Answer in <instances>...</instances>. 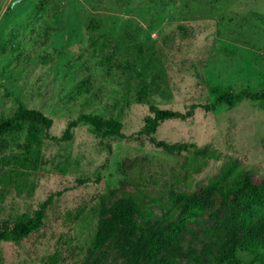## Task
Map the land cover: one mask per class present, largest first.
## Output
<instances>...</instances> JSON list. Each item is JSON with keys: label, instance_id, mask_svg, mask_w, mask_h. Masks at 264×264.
<instances>
[{"label": "rangeland", "instance_id": "rangeland-1", "mask_svg": "<svg viewBox=\"0 0 264 264\" xmlns=\"http://www.w3.org/2000/svg\"><path fill=\"white\" fill-rule=\"evenodd\" d=\"M212 87L264 91V0H0V122L18 98L53 119L49 130L24 122L0 138V228L63 193L38 232L0 243V264H124L95 232L102 206L125 194L140 200L142 224L172 214L169 232L186 251L211 245L232 225L235 198L216 193L196 211L177 210L170 191H193L230 167L264 178V102L230 107ZM150 104L200 107L146 135ZM83 114L120 121L124 137L102 139L81 123L71 141L46 138ZM199 151L218 158L191 174Z\"/></svg>", "mask_w": 264, "mask_h": 264}, {"label": "trees", "instance_id": "trees-1", "mask_svg": "<svg viewBox=\"0 0 264 264\" xmlns=\"http://www.w3.org/2000/svg\"><path fill=\"white\" fill-rule=\"evenodd\" d=\"M211 92L219 95V103H225L230 107L242 100L264 102V91L257 93L242 91L233 94L223 87H212ZM142 94L143 99L147 100L148 90L144 87ZM17 103L18 108L14 116L0 122V138L14 130L18 123L30 122L41 125L46 130L53 126L52 118L39 110L28 108L19 98ZM198 107L200 106L193 104L186 113H182L163 110L150 104V116L146 119L142 133L152 135L158 131L162 123L169 120H187L194 116ZM204 108L214 109L208 106ZM81 123L90 125L102 139L124 137L123 124L120 121L83 114L68 124L61 137L47 134L46 138L56 142L71 141L74 130ZM30 139L35 144L40 143L34 127L30 130ZM217 158L218 154L215 151L194 153L188 164L192 167L191 174L202 173L207 162ZM86 182L90 181H83ZM216 193L235 198L236 207L232 225L225 232L216 234L213 243L204 247L201 252L194 248L186 251L172 238L169 232L172 214H165L155 221L147 220L143 224L140 223L137 215L141 211V203L133 194H125L111 207L102 206L95 232L96 244L98 247H103L112 243L119 256L125 261L124 264H181L183 260H190L191 264H242L238 254L243 250L254 256L258 263L264 264V178L249 173L241 167L235 170L230 167L221 176L199 185L193 191L171 190L170 199L177 210L196 211L201 200ZM62 194L61 191L50 194L28 220L17 222L13 226H2L0 243L20 244L38 232L44 226L48 211L55 199Z\"/></svg>", "mask_w": 264, "mask_h": 264}]
</instances>
